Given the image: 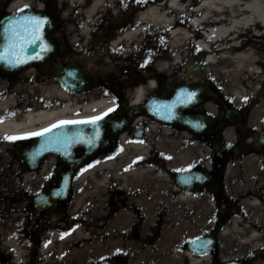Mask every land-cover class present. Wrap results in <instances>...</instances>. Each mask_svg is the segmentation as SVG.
Masks as SVG:
<instances>
[{
    "label": "flooded vegetation",
    "instance_id": "flooded-vegetation-1",
    "mask_svg": "<svg viewBox=\"0 0 264 264\" xmlns=\"http://www.w3.org/2000/svg\"><path fill=\"white\" fill-rule=\"evenodd\" d=\"M13 1L0 0V20L29 8L51 13L55 24L42 67L0 69L5 91L21 93L29 81L48 80L54 110L68 103L84 114L61 120L115 111L98 121L92 148L75 145L67 158L49 154L34 168L20 156L23 169L0 183V264H180V253H189L186 241L210 234L216 243L204 264H221L222 256L264 264V117L250 113L252 104L233 101L226 75L218 79L191 63L180 78V62L156 66L154 58L171 49L159 37L143 33L137 43L126 41L144 0L123 6L104 0L90 14L92 0H28L9 10ZM180 85L197 88L198 99L181 105ZM139 88L144 96L137 101ZM182 168L188 171H176ZM186 176L193 179L182 183ZM196 214L206 216L202 233L180 243V220L192 225ZM228 231L255 233L257 253L226 259L219 244Z\"/></svg>",
    "mask_w": 264,
    "mask_h": 264
},
{
    "label": "bare ground",
    "instance_id": "bare-ground-1",
    "mask_svg": "<svg viewBox=\"0 0 264 264\" xmlns=\"http://www.w3.org/2000/svg\"><path fill=\"white\" fill-rule=\"evenodd\" d=\"M103 1L92 0L88 14ZM27 2L14 0L9 10L18 9ZM144 3L145 8L137 22L125 30L123 37L126 41L137 43L143 33L151 41L167 36L171 47L169 53L162 52V56H157L154 61L162 69L180 62V78L188 69L186 52H197L204 57L198 63L204 65L206 73L213 72L218 79L222 74L226 75L229 81L227 94L234 97L236 104H242L247 96V104H252L250 113L264 117V0H153L150 3L144 0ZM187 11L191 12L188 16ZM147 84L152 86L153 81L150 79ZM42 93L48 100L46 105L36 104L30 111L14 112L13 115L10 113L14 99L2 97L0 117L4 118L0 120V150L2 144L9 142L5 136L39 131L63 118L84 115L68 103L54 110L50 105V86L42 87ZM143 96L144 90L139 88L135 99L139 101ZM252 236L256 234L252 233ZM221 240L224 242V234ZM186 259L188 264L208 261V257L188 253Z\"/></svg>",
    "mask_w": 264,
    "mask_h": 264
},
{
    "label": "water",
    "instance_id": "water-1",
    "mask_svg": "<svg viewBox=\"0 0 264 264\" xmlns=\"http://www.w3.org/2000/svg\"><path fill=\"white\" fill-rule=\"evenodd\" d=\"M40 16L46 18V23L42 28V37L43 40L50 45V51L44 52L41 54L39 59H33L37 53L40 52L41 42L39 40L36 43L27 44L23 53V56L27 59L26 63L20 64L18 66H10L6 62L0 61V68L8 71H17L24 67L32 66V65H41L48 58L49 54L52 51V46L50 43L49 33L54 26V19L50 14L44 13L42 11L37 10H26L24 12L10 14L5 16L0 21V50H2V46L5 43L3 36V29L7 22L11 19H18L21 16ZM65 84V82H64ZM194 92L196 95L190 101L188 97L185 95L186 93ZM199 94V90L197 88H190L186 85H180V104L183 105L187 102H194L197 100ZM159 107L162 106L163 103L159 102ZM98 124V122H97ZM96 125L92 124H77L75 126L71 125H63L57 128L52 129L50 133H46L43 136L35 137L32 144L26 147L22 151V157L27 162V164L33 168L36 162L44 155L49 153H55L59 155L61 158L68 157L70 155L71 148L77 144H83L87 149L92 148L96 145L97 142V128ZM83 129H91L92 131L89 135H85L81 132ZM70 138V140L68 139ZM59 141V142H58ZM91 141V143H89ZM39 152V155H33L34 153ZM208 242V243H206ZM213 238L212 237H200L193 239L188 243V247L195 253H204L203 246H206L207 251L213 246ZM195 249V251H194ZM226 264H240L237 262H230Z\"/></svg>",
    "mask_w": 264,
    "mask_h": 264
},
{
    "label": "rangeland",
    "instance_id": "rangeland-1",
    "mask_svg": "<svg viewBox=\"0 0 264 264\" xmlns=\"http://www.w3.org/2000/svg\"><path fill=\"white\" fill-rule=\"evenodd\" d=\"M193 50L186 52L185 56L187 57L186 62L188 63V58L195 54ZM194 57L196 59L198 56L195 54ZM0 81V100L6 97H10L14 99V108L12 109V115L14 112H24L31 110L34 105H45L48 100H45L42 93V87H49L48 80H41L36 82L29 81V85L26 89H24L21 93L14 92H6L4 88V82ZM261 88V87H258ZM5 96V97H3ZM3 97V98H2ZM10 115V114H9ZM32 138L30 139H21L16 141H9L8 143L2 144V149L0 150V183H5L6 176H16L19 171L22 170V166L19 163H16L17 160H20V149L21 147L30 144ZM13 161V162H11ZM8 181V185H14L13 178H10ZM3 193L4 191L0 189V235L4 232V209H3ZM22 209H19L21 211ZM19 216H16V218ZM15 218V219H16ZM195 221L190 220L193 224L190 225L188 223V219L185 218L184 221L180 220L183 227L180 229V243L185 241L187 238L202 233V225L203 221L206 220V216L196 214L194 216ZM181 227V225H180ZM248 237H254L252 240H247ZM221 240V239H220ZM222 241V240H221ZM219 244V250L224 251V255L226 259L231 257H239L246 253H254L258 251L259 247V239L256 236H252V233H246L244 231H228L224 233V242ZM223 256L221 257V259ZM220 259V262L223 260ZM254 263L257 264V261L254 260ZM153 264H177L175 262H162V263H153ZM180 264H188L185 253H180ZM196 264H204L203 262H199ZM206 264V263H205Z\"/></svg>",
    "mask_w": 264,
    "mask_h": 264
},
{
    "label": "snow or ice",
    "instance_id": "snow-or-ice-1",
    "mask_svg": "<svg viewBox=\"0 0 264 264\" xmlns=\"http://www.w3.org/2000/svg\"><path fill=\"white\" fill-rule=\"evenodd\" d=\"M139 2V0H138ZM123 6V0H122ZM27 7V6H25ZM19 11H23L22 9ZM46 23V18L40 16H21L18 19H11L7 22L3 29V36L5 43L2 46V50H0V61L6 62L10 66H18L20 64L26 63L27 59L23 56L25 47L27 44L36 43L37 40L41 42L40 52L37 53L33 59H39L41 54L47 51H50V45L47 44L42 37V28ZM211 39V37H209ZM199 50V49H197ZM150 63V59L146 58L144 62L140 65L141 68H144L146 65ZM69 76H73V72L68 73ZM190 101L193 97H195V93H186L185 94ZM115 101V98H113ZM247 100V97L244 98ZM163 107L167 108V105ZM115 111V106L113 108H108L105 112H102L100 115L88 117L85 120H61L57 123L50 125L47 128L40 129L39 131L24 133L16 136H5L4 139L9 141H16L21 139H27L30 137H40L45 135L46 133H50L52 129L63 126V125H70V124H92L96 125L98 121H101L104 117H106L109 113ZM11 114V113H10ZM4 117H0L2 120ZM98 138V134L97 137ZM70 140V138H68ZM59 142V141H58ZM91 143V141H89ZM226 147H231L230 144L226 145ZM35 155H39V152L34 153ZM137 159H141L138 157ZM91 167V165H89ZM191 166H189L190 169ZM177 172H187L188 169H177ZM48 177H45L47 179ZM193 179L191 176H186L181 182L188 183L190 180ZM199 179V177H197ZM54 195H58V193H53ZM68 233H62L61 238ZM199 238H197L198 240ZM208 243V242H206ZM117 252L120 250L117 249ZM195 251V249H194ZM203 251L206 254L207 248L203 246Z\"/></svg>",
    "mask_w": 264,
    "mask_h": 264
}]
</instances>
